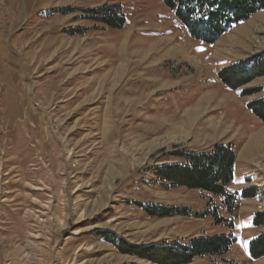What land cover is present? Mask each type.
<instances>
[{"label": "rangeland", "instance_id": "1", "mask_svg": "<svg viewBox=\"0 0 264 264\" xmlns=\"http://www.w3.org/2000/svg\"><path fill=\"white\" fill-rule=\"evenodd\" d=\"M113 6L122 28L95 13ZM250 62H264V10L206 44L162 0H0V264H152L108 240L216 235L237 242L190 264H264L249 254L264 234L253 225L264 213V122L248 107L264 98V73L238 89L220 78ZM254 134L259 150L243 155ZM216 145L236 156L227 192L255 195L238 196L233 213L154 174ZM156 206L178 214L150 215Z\"/></svg>", "mask_w": 264, "mask_h": 264}, {"label": "trees", "instance_id": "2", "mask_svg": "<svg viewBox=\"0 0 264 264\" xmlns=\"http://www.w3.org/2000/svg\"><path fill=\"white\" fill-rule=\"evenodd\" d=\"M175 14L176 18L196 40L206 44H214L233 27L246 22L253 15L264 10V0H162ZM118 6L111 9H99L102 23L112 28H122L125 15ZM108 10V11H105ZM241 63L220 72V78L225 85L238 89L251 83L264 73V62ZM260 68L261 71H258ZM240 73V74H238ZM250 77L245 81L244 75ZM261 75H260V74ZM261 89L246 90L244 96H251ZM249 109L264 122V98L253 101ZM183 163L167 164L157 167L154 174L168 183L191 190H201L223 198V203L229 213H233L238 196L243 199L255 197L247 190L241 194H230L227 188L233 183L236 166L235 152L231 147L216 145L212 150L201 153H183L178 156ZM153 216L177 215L173 208L156 206L149 209ZM255 227L264 226V213H257L253 217ZM120 252L147 260L152 264H190L195 259L206 256H225L237 242L232 236L216 235L212 237L196 238L189 244L144 246L129 245L123 239L108 240ZM252 259L264 257V234L255 237L249 245Z\"/></svg>", "mask_w": 264, "mask_h": 264}, {"label": "bare ground", "instance_id": "3", "mask_svg": "<svg viewBox=\"0 0 264 264\" xmlns=\"http://www.w3.org/2000/svg\"><path fill=\"white\" fill-rule=\"evenodd\" d=\"M234 40V39H233ZM235 41V40H234ZM240 43V42H239ZM124 56V55H123ZM125 59V58H124ZM121 66H127V62L124 61V64L122 63ZM38 85V84H37ZM213 98H208L207 100L208 101H211ZM190 111H197V107H194V108H191L190 110L187 111L190 112ZM220 127V126H219ZM256 135V134H254ZM258 142H260V139L258 138V135L256 136H252V139L249 141V143L245 146L244 150H243V155H251L255 150H259V147L257 146ZM33 250V249H32Z\"/></svg>", "mask_w": 264, "mask_h": 264}]
</instances>
